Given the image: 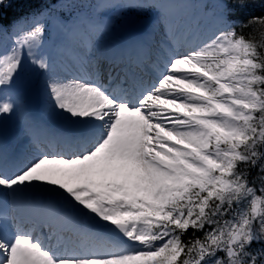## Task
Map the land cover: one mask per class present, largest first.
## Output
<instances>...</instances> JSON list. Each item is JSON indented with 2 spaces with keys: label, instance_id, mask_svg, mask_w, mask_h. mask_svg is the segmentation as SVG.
Here are the masks:
<instances>
[{
  "label": "snow or ice",
  "instance_id": "1",
  "mask_svg": "<svg viewBox=\"0 0 264 264\" xmlns=\"http://www.w3.org/2000/svg\"><path fill=\"white\" fill-rule=\"evenodd\" d=\"M257 2L211 0L202 35L180 40L170 26L155 46L134 42L129 65L164 57L145 85L113 71L124 57L99 54L111 24L97 13L123 5L98 2L86 16L76 0H0V116L18 111L9 92L31 63L78 146L11 167L0 156V189L44 188L68 205L0 213V264H264V13L236 15ZM56 16L79 46L69 80L43 50Z\"/></svg>",
  "mask_w": 264,
  "mask_h": 264
},
{
  "label": "rangeland",
  "instance_id": "2",
  "mask_svg": "<svg viewBox=\"0 0 264 264\" xmlns=\"http://www.w3.org/2000/svg\"><path fill=\"white\" fill-rule=\"evenodd\" d=\"M77 3L82 5L81 8L77 9L78 12L89 16L93 14V9L89 7V5L96 4L98 2H106L111 4H121L123 7H108L103 10V13H97V18L103 19L111 24V31L119 32L122 28H129L128 32H133V34L141 39L145 33L150 32L151 26L155 25L158 29L160 28V33L163 35V38L157 37V42L163 41L165 39V32L168 30L170 26H175L178 32V38L180 40H185L189 38H194L195 36L202 35L208 29L212 27V19L211 17H206L202 14L201 6L204 3H210L211 0H151L152 3L157 6L154 9V13L151 19L145 22L137 23V16L135 14H127L128 7H134L137 4L145 3V0H76ZM167 4L171 7L168 9L161 8L159 5ZM65 14H69V10L65 9ZM165 14L167 18H165ZM59 17H53L48 21V36L45 41L50 42L52 39V33L56 28H61L59 25ZM145 25L146 27L140 31L136 32V28ZM163 26V27H161ZM110 33V32H109ZM124 43V41H123ZM122 43V44H123ZM153 46V44H152ZM114 49V48H113ZM118 51V49H117ZM105 52H108V44L107 37H103L100 41L99 45V54L104 56ZM148 62L145 65H141L140 63H132L128 64L127 59L123 60L121 64V69L124 73L128 74V78L140 79V70L134 69V66L137 65L140 69H142L147 75L146 80L143 82L145 85L154 82L156 76L158 75V71L162 68V64L164 61V57L161 55L157 57L154 52H150L148 55ZM56 65V74L59 78L64 77L66 69L63 65V60L55 58ZM146 61V60H145ZM108 62L105 61L104 67L107 68ZM114 70V68H113ZM78 74V72H76ZM139 75V77L136 75ZM46 76L36 69L31 63H28L24 71L21 73L19 80L17 81L16 87L10 90V95L18 94L20 97V107L17 112L10 115L0 116V120L2 118H7L11 121V127L14 133L12 143H6L10 147L13 142H17L20 138V121H19V113H24L25 117H42V122L47 124V127L51 126L53 119L58 120L57 110L52 107H48L50 98L47 95V90L45 86ZM68 79V78H67ZM142 80V79H141ZM35 85L38 86L39 89L43 92L45 96V107L40 110L37 114L31 113L25 104V94L29 91L30 86ZM65 134L74 133V128H68L64 130ZM36 137H41L34 143H30L27 147L23 148L20 154L10 160H5L7 163H11L13 161V165H23L35 158V156L41 153H63L65 155H70L78 150V146L76 140L67 141L62 144L61 148L56 143H54L52 138L44 137L40 134H35ZM55 141V140H54ZM4 143V140L0 136V143ZM13 197V196H12ZM30 202V201H29ZM42 206H45V202H41ZM34 204V203H33ZM13 207H17L14 206ZM68 205L65 204L64 200L61 199L60 206L58 208H67ZM5 210V209H4ZM8 210L5 211L7 214ZM84 219V223L87 224L92 230L98 229L99 226H96L95 222L90 217H82ZM67 237H71V233L64 234Z\"/></svg>",
  "mask_w": 264,
  "mask_h": 264
},
{
  "label": "bare ground",
  "instance_id": "3",
  "mask_svg": "<svg viewBox=\"0 0 264 264\" xmlns=\"http://www.w3.org/2000/svg\"><path fill=\"white\" fill-rule=\"evenodd\" d=\"M129 28H122L121 31H110L104 37H107L108 44V53L105 54L107 57L121 56L122 55H133L132 45L134 42L138 41L140 37H136L133 32H128ZM157 37L163 38V35L160 33V28L158 29L155 25L151 26L150 32L145 33L140 40L145 41L148 45L155 46L158 43ZM124 41V43H123ZM123 43V44H122ZM78 44L71 39L62 28H56L52 33V39L50 42L44 44V52L51 56L54 61L55 58H60L63 60L64 68L66 69L64 77L61 79L69 80L73 76H76L79 66L75 62V54L78 51ZM114 48V49H113ZM118 49V51H117ZM144 59L148 61V56H144ZM116 73H120L121 78L124 77V72L120 71V63L113 65ZM68 78V79H67ZM147 78L146 74H142L140 79L144 82ZM106 82V81H105ZM130 83V82H129ZM41 100H42V109L45 107V96L42 91ZM48 107L54 108L49 101ZM58 120H54L51 123L50 127H47V124L42 122V117H28L26 118L24 113H19V121L21 125L20 138L17 142H14L10 147L5 145L3 142L0 143V156L10 157L11 155H18L19 152L27 147L30 143H34L36 139L35 134H40L46 137H50L55 140L58 145L64 144L67 141L74 139V134H65L64 130L68 128H74L72 123L68 120L66 114L61 113L57 110ZM53 154V153H52ZM10 165V164H8ZM61 197L51 190H46L44 188H37L29 191L28 193L19 196L12 197L11 194L7 193L5 190L0 189V208L11 210L12 203L25 204L28 201L35 202L31 207V212L42 207L41 202H45V205L52 204L56 207L60 206ZM14 211V210H13ZM13 211H10L13 212ZM10 215V214H9ZM83 219V218H82ZM84 220V219H83ZM9 225L11 226V220H8ZM48 229L44 228V232L47 233ZM103 233V231H100ZM68 234L69 233H65ZM103 235V234H102ZM76 237L73 236L72 239Z\"/></svg>",
  "mask_w": 264,
  "mask_h": 264
},
{
  "label": "trees",
  "instance_id": "4",
  "mask_svg": "<svg viewBox=\"0 0 264 264\" xmlns=\"http://www.w3.org/2000/svg\"><path fill=\"white\" fill-rule=\"evenodd\" d=\"M55 2V0H53ZM14 11L19 12L20 9H15ZM134 14L137 15L138 21L143 20V19H148L151 17V9L146 7V8H139L138 10H133ZM264 13V4H261L259 2L251 4L250 6L244 8V9H239L236 12L237 17L239 18H247L251 15H260ZM11 16V13H9Z\"/></svg>",
  "mask_w": 264,
  "mask_h": 264
},
{
  "label": "water",
  "instance_id": "5",
  "mask_svg": "<svg viewBox=\"0 0 264 264\" xmlns=\"http://www.w3.org/2000/svg\"><path fill=\"white\" fill-rule=\"evenodd\" d=\"M36 93V89L32 88V90L28 93L27 97H28V102L31 103V97L34 96ZM39 109V105L37 106L36 110L37 111ZM5 124V123H4ZM6 125V124H5ZM11 137L8 138V140L10 141ZM105 230V232H107L108 234H110L111 236H113V234L111 233L110 229L108 228H103Z\"/></svg>",
  "mask_w": 264,
  "mask_h": 264
}]
</instances>
